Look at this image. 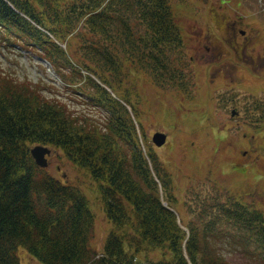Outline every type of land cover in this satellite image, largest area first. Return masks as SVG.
<instances>
[{
	"label": "trees",
	"instance_id": "1",
	"mask_svg": "<svg viewBox=\"0 0 264 264\" xmlns=\"http://www.w3.org/2000/svg\"><path fill=\"white\" fill-rule=\"evenodd\" d=\"M0 46L35 54L56 76L0 69V264H22L20 249L41 264H136L150 249L171 255L157 264H234L210 241L218 222L264 261L255 192L203 200L185 231L163 204L174 199L172 177L142 148L122 103L135 113L124 87L132 69L162 89L185 91L191 81L171 0H0ZM37 144L61 149L98 184L114 225L101 252L89 246L88 199L36 165L29 148Z\"/></svg>",
	"mask_w": 264,
	"mask_h": 264
},
{
	"label": "rangeland",
	"instance_id": "2",
	"mask_svg": "<svg viewBox=\"0 0 264 264\" xmlns=\"http://www.w3.org/2000/svg\"><path fill=\"white\" fill-rule=\"evenodd\" d=\"M171 2L176 22L184 35L185 59L190 64L187 73L191 81L185 91L162 89L145 72L132 69L124 84L128 94L123 88L121 95H127L136 113L122 100L136 124L142 148L150 147L172 177L174 199L169 206L164 202L175 212L180 226L186 231L187 223L201 212L203 200L209 204L215 201L224 203L228 195H246L245 198L250 200L249 192L254 191L256 205L264 210V123L261 122L264 118L254 106L255 97L251 96L257 89L256 83H263L264 63L258 67L262 70L261 74L258 72V79L247 75L249 95L243 90H234V87L227 89L229 83L219 77V72H214L219 78L209 79L207 69L213 59L203 47L204 44L212 46L213 50L212 40L207 35L208 32L215 33L211 18L213 13H218L225 16L226 22L238 21L237 28H242L251 37L256 52H261L264 45V0ZM0 69L19 77L29 76L32 80L45 77V73L56 79L48 63L35 54L2 46ZM256 97L259 98L260 94ZM71 104L77 110L82 106L75 102ZM156 131L167 134L162 146L154 145L151 140ZM243 133L247 136H242ZM250 134L256 135L253 140L255 150L248 147L246 141ZM50 148L52 152L45 169L85 194L95 224L89 246L99 253L108 231L114 227L104 215L99 186L86 170L67 159L61 149ZM215 228L217 235L210 241L226 259L234 264H264L252 246L241 243L238 231L224 222L216 223ZM18 257L22 264H41L24 249L18 251ZM170 258V253L164 249L143 250L136 264H157Z\"/></svg>",
	"mask_w": 264,
	"mask_h": 264
},
{
	"label": "flooded vegetation",
	"instance_id": "3",
	"mask_svg": "<svg viewBox=\"0 0 264 264\" xmlns=\"http://www.w3.org/2000/svg\"><path fill=\"white\" fill-rule=\"evenodd\" d=\"M211 19L215 33L208 32L207 36L210 37L212 42L208 38L207 41L213 44V50L211 49L212 46L205 44L203 46L205 52L210 54L211 59H213V64L208 62L210 63V67L207 69L209 79L214 80L220 77L225 83H229L227 89L234 87V90L238 92L243 90L250 95V89L246 83L248 80L247 75L258 79L260 77L258 72L261 74V71L264 70V66L262 70L258 69L259 65H262V62L264 63V45L261 48V52H256V47L251 42V37H248L242 28H237L236 24L238 21L226 22L225 16L218 13H213ZM203 56L205 57L204 53ZM190 59L193 60L194 57H190ZM214 72H219L220 76L218 77ZM213 82L211 81L210 83ZM262 82L256 83L257 89L251 93V96L255 97L254 106L260 110L261 117L264 118V80ZM258 94H260L259 98L256 97ZM261 122L264 123V119ZM242 136L246 137L247 134L243 133ZM255 136V134H250L246 139L248 147L252 150H255L253 141ZM244 153L245 151H242V154Z\"/></svg>",
	"mask_w": 264,
	"mask_h": 264
},
{
	"label": "water",
	"instance_id": "4",
	"mask_svg": "<svg viewBox=\"0 0 264 264\" xmlns=\"http://www.w3.org/2000/svg\"><path fill=\"white\" fill-rule=\"evenodd\" d=\"M166 138H167L166 133H163L161 131H156L153 133L151 140L154 145L162 146L164 145ZM29 150H30L31 156L33 160L35 161L36 165L41 168H46L49 162L47 158L51 154L52 149L42 144H37V145L31 146ZM163 204L167 206L165 202Z\"/></svg>",
	"mask_w": 264,
	"mask_h": 264
}]
</instances>
